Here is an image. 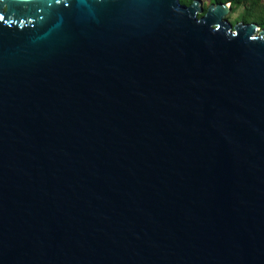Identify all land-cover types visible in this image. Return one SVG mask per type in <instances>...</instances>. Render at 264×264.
Segmentation results:
<instances>
[{
  "label": "water",
  "instance_id": "1",
  "mask_svg": "<svg viewBox=\"0 0 264 264\" xmlns=\"http://www.w3.org/2000/svg\"><path fill=\"white\" fill-rule=\"evenodd\" d=\"M228 11L0 0V264H264V28Z\"/></svg>",
  "mask_w": 264,
  "mask_h": 264
},
{
  "label": "trees",
  "instance_id": "2",
  "mask_svg": "<svg viewBox=\"0 0 264 264\" xmlns=\"http://www.w3.org/2000/svg\"><path fill=\"white\" fill-rule=\"evenodd\" d=\"M192 0H178L181 5H188ZM208 4H228L230 11L241 6L243 13L241 22H254L259 28L264 27V0H207ZM205 8H203L204 13ZM202 14L198 15L201 16Z\"/></svg>",
  "mask_w": 264,
  "mask_h": 264
},
{
  "label": "rangeland",
  "instance_id": "3",
  "mask_svg": "<svg viewBox=\"0 0 264 264\" xmlns=\"http://www.w3.org/2000/svg\"><path fill=\"white\" fill-rule=\"evenodd\" d=\"M199 1V5L200 7L203 9L209 5L207 0H198ZM243 8L241 6H238L236 8H234L232 11L227 12V14L224 16V19L229 23V24H236L238 22H241V17H242V13H243ZM254 23V22H251ZM264 28V27H261Z\"/></svg>",
  "mask_w": 264,
  "mask_h": 264
}]
</instances>
